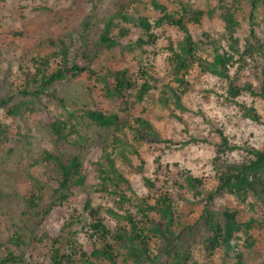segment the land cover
Wrapping results in <instances>:
<instances>
[{"label":"trees","instance_id":"16d2710c","mask_svg":"<svg viewBox=\"0 0 264 264\" xmlns=\"http://www.w3.org/2000/svg\"><path fill=\"white\" fill-rule=\"evenodd\" d=\"M91 2L0 0V264H264V0Z\"/></svg>","mask_w":264,"mask_h":264},{"label":"rangeland","instance_id":"374dc122","mask_svg":"<svg viewBox=\"0 0 264 264\" xmlns=\"http://www.w3.org/2000/svg\"><path fill=\"white\" fill-rule=\"evenodd\" d=\"M79 4L81 6L80 11L76 8V5L71 4V3H66V5L69 7V11L72 10L69 13V20L71 21V23H77L79 21H82V19H83L82 10L85 9L87 11H90V10H93L94 9V6L92 5L91 0H79ZM96 5L98 7V12H100V14L96 15V17H97L98 20H100L99 17L104 16V14L106 13V9L108 10V9L112 8L111 6H104L103 3H98V2L96 3ZM105 7H107V8H105ZM95 13H96V9H94V12L92 13V15H94ZM45 17H47V24L50 25L49 27H51L52 24H55V22H58L60 20V16H55L54 13H50V14L47 13V15H45ZM196 103L198 104V103H200V101L198 100ZM260 105H263V104L260 103ZM198 109H196V110H198ZM205 110L208 113V115H213L214 109H212L211 107H208L207 106ZM161 111L163 112L162 122L164 120L166 122L169 121L170 119H169V115L167 114V112L164 113V110H161ZM198 118H199V116H193V118L191 119V122L194 123V124H191V125L193 127H195V128H197L196 125L199 123V119ZM197 129H198V134L200 135V128H197ZM253 132L256 133L257 135L260 134V131H258V130H255ZM43 145L50 147V143L48 142V139L46 137H43Z\"/></svg>","mask_w":264,"mask_h":264}]
</instances>
